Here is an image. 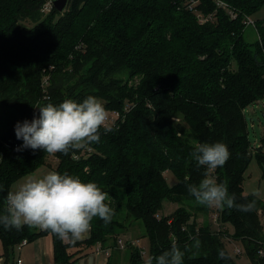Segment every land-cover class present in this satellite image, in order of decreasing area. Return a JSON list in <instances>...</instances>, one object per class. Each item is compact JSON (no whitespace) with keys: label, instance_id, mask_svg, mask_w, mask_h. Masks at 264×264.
I'll return each instance as SVG.
<instances>
[{"label":"trees","instance_id":"obj_1","mask_svg":"<svg viewBox=\"0 0 264 264\" xmlns=\"http://www.w3.org/2000/svg\"><path fill=\"white\" fill-rule=\"evenodd\" d=\"M221 1L237 11L236 19L212 0H198L194 8L211 16L204 23L184 0H69L62 13L52 5L44 12L48 0H0V215L12 185L41 167L97 183L114 209L108 223L93 219L82 242L27 225H0L4 264H14L22 242L47 236L53 264H72L71 249L95 245L127 251L128 264H145L130 243L145 240L147 256L175 242L183 264H236L226 236L241 246L238 255L264 264V201L243 192L252 155L264 171V137L251 153L245 118L247 107L264 100V20L253 21L254 42L244 35L245 18L263 9L264 0ZM89 95L119 114L111 131L101 128L99 142L87 145L92 151L14 150L23 142L16 125L31 122L35 107ZM194 140L228 147L230 158L213 175L237 204L252 205L249 211L217 208V230L197 222L214 208L188 191L206 171L191 155ZM166 172L175 185L167 184ZM165 200L177 207L160 216ZM137 221L143 233L133 236Z\"/></svg>","mask_w":264,"mask_h":264},{"label":"clouds","instance_id":"obj_2","mask_svg":"<svg viewBox=\"0 0 264 264\" xmlns=\"http://www.w3.org/2000/svg\"><path fill=\"white\" fill-rule=\"evenodd\" d=\"M38 118L16 125L17 139L24 148L43 149L49 155L85 148L100 140V130H112L110 118L103 102L89 95L82 102L65 99L59 104L38 105ZM192 156L198 166H204V178L198 185L189 184L188 191L195 201L207 207L236 208L249 211L252 205L236 203L235 194H229L223 183H217L213 173L230 158L228 147L222 142L201 143L194 140ZM0 191H3L0 188ZM259 195V193H255ZM112 197L95 182H84L79 177L49 171L30 177L18 188L6 193L5 214L0 215V225L17 230L27 225L59 236L61 239H82L99 217L111 221L114 209ZM199 246V242H197ZM221 258L224 253L221 252ZM184 252L172 244L170 250L159 256L148 255L145 264H183Z\"/></svg>","mask_w":264,"mask_h":264},{"label":"rangeland","instance_id":"obj_3","mask_svg":"<svg viewBox=\"0 0 264 264\" xmlns=\"http://www.w3.org/2000/svg\"><path fill=\"white\" fill-rule=\"evenodd\" d=\"M53 0H48V2L52 3ZM47 2L44 12H48L50 9L51 3ZM252 21L256 20H264V8L257 12L254 16L250 18ZM244 35L247 38L248 42H254L256 38V34L254 28L252 26H246ZM264 100L261 102L256 103L254 106H249L245 109V118L248 124L249 130V141L251 145V153L254 152L255 148H258L261 145V138L264 137ZM84 150V149H83ZM48 170V167L40 168V171ZM38 171V172H40ZM165 180L169 186H173L176 184V178L171 172L164 173ZM28 180V179H26ZM23 182V181H22ZM15 188V187H14ZM243 192L249 195H255V193H259V195H255L261 200L264 201V171L257 165V162L254 158V155L251 157V162L247 171L244 174V181H243ZM176 205L171 204L168 201L163 202V209L160 212V216H167L174 212L176 209ZM214 208V212L208 214V216H203L199 214L197 216V222L200 224L201 222L209 225L212 230L218 229V224L216 222V214L217 207ZM229 234L232 233V229L228 226L226 227ZM131 235L133 236H140L143 233L142 224L140 221L134 223L133 228H131ZM125 238V235H123ZM224 243L228 252L230 253L231 257L234 259L236 264H251L249 259L246 257L245 254L235 255L234 251L236 248H240L242 251L241 246L233 241L231 238L226 236L224 238ZM138 249L142 252V260L144 261V257L147 258V242L141 241L139 242ZM127 253V251H125ZM17 256V252H15Z\"/></svg>","mask_w":264,"mask_h":264},{"label":"crops","instance_id":"obj_4","mask_svg":"<svg viewBox=\"0 0 264 264\" xmlns=\"http://www.w3.org/2000/svg\"><path fill=\"white\" fill-rule=\"evenodd\" d=\"M38 171H40V168L32 174L16 181L12 185L10 190L18 188L20 185L27 181L26 179H29L32 176L41 177L47 174L49 171L53 170L52 168H49L45 171ZM89 236L90 232L82 239L71 240L73 242H82L87 240ZM15 252H17V256L15 255L14 259L19 257L25 264H53L52 245L48 236L40 237L30 243H25L21 247L20 251ZM124 252L125 250L123 251L122 249L112 251L108 248L103 249L99 245H95L87 250H82V248H73L71 249V253L74 254L72 264H128L126 262V256ZM2 254L3 248L0 242V259L2 260V264H4V258L2 257ZM144 260H146L145 257Z\"/></svg>","mask_w":264,"mask_h":264},{"label":"built area","instance_id":"obj_5","mask_svg":"<svg viewBox=\"0 0 264 264\" xmlns=\"http://www.w3.org/2000/svg\"><path fill=\"white\" fill-rule=\"evenodd\" d=\"M184 1H185V4L187 5L188 9L191 10V11L193 10L195 12L196 18H197L199 23H204V22H206V21L211 19L210 15L209 16H204L202 14V12L197 11V10L194 9L195 6L198 4V0H184ZM212 2L214 3L216 9H220V10L225 11V13L228 15V17L231 20L236 19L237 11L231 5L225 3V2H223L221 0H212ZM48 3L50 4L51 2H48ZM244 24L246 26H254V22L248 17L245 18ZM35 109H36V111H34V113H33V116L31 118L32 120L34 118H38V116H39V110L36 107H35ZM108 114H109V118H110V123H111L112 127H114L115 124H116V120L119 118V114H118V112H108ZM13 147H14V150L17 151V150H19L20 148L23 147V142L16 143V144L13 145ZM90 151H92L91 148L89 146H86L85 149L82 150L81 153L90 152ZM262 224H263V227H264V215L262 216ZM130 243L132 245L137 246V247L139 245L138 241H131ZM24 244H25V242H22L21 245L17 246L16 247V251H20L22 245H24ZM118 245H119L120 248H124V246H125V244L122 241H120V240L118 241ZM234 253L237 254V255L240 254L241 253V249L240 248H236ZM259 256H261V257L264 256V249H260L259 250ZM0 264H2V260L1 259H0ZM14 264H25V263L22 261L21 258L17 257L14 260Z\"/></svg>","mask_w":264,"mask_h":264},{"label":"water","instance_id":"obj_6","mask_svg":"<svg viewBox=\"0 0 264 264\" xmlns=\"http://www.w3.org/2000/svg\"><path fill=\"white\" fill-rule=\"evenodd\" d=\"M68 1L69 0H53L52 6L59 13H62L66 9Z\"/></svg>","mask_w":264,"mask_h":264}]
</instances>
